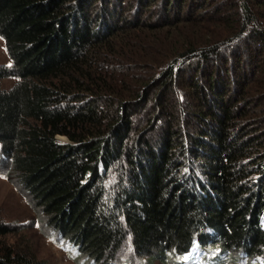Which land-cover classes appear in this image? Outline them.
Instances as JSON below:
<instances>
[{
  "label": "trees",
  "instance_id": "trees-1",
  "mask_svg": "<svg viewBox=\"0 0 264 264\" xmlns=\"http://www.w3.org/2000/svg\"><path fill=\"white\" fill-rule=\"evenodd\" d=\"M210 1L0 0V171L74 263L264 264V0Z\"/></svg>",
  "mask_w": 264,
  "mask_h": 264
},
{
  "label": "rangeland",
  "instance_id": "rangeland-1",
  "mask_svg": "<svg viewBox=\"0 0 264 264\" xmlns=\"http://www.w3.org/2000/svg\"><path fill=\"white\" fill-rule=\"evenodd\" d=\"M226 1V0H224ZM222 0H212L205 8L206 11L212 13L217 4H221ZM226 5V2L224 3ZM223 6V3H222ZM11 62L8 58L5 43L0 38V66H10ZM17 83V79L8 78L1 81V88L10 90ZM189 101V100H188ZM61 142H67L64 137L58 138ZM3 168L0 164V170ZM0 224L10 228V233L4 236L2 242L15 250L24 251L31 254L38 264H76L67 256L65 250L57 246L51 236L55 234L50 228L38 222V218L32 208L29 206L22 194L1 174L0 171ZM52 233V235H51ZM133 251L124 252L118 256L115 264H138L132 258ZM197 259L191 260L193 264ZM189 263V262H187ZM143 264H149L143 261ZM154 264H160L156 261Z\"/></svg>",
  "mask_w": 264,
  "mask_h": 264
}]
</instances>
